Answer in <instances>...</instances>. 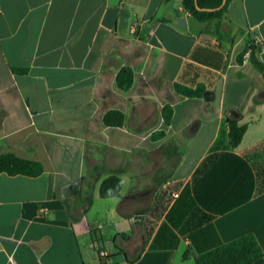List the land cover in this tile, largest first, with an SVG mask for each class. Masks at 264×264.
<instances>
[{"label":"crops","instance_id":"1","mask_svg":"<svg viewBox=\"0 0 264 264\" xmlns=\"http://www.w3.org/2000/svg\"><path fill=\"white\" fill-rule=\"evenodd\" d=\"M250 38L264 65V0H233L218 33L182 0H0V155L44 167L0 174V264H196L249 235L264 254L248 158L264 152V75L238 61ZM226 118L247 126L236 148ZM117 172L119 197L101 199Z\"/></svg>","mask_w":264,"mask_h":264},{"label":"trees","instance_id":"2","mask_svg":"<svg viewBox=\"0 0 264 264\" xmlns=\"http://www.w3.org/2000/svg\"><path fill=\"white\" fill-rule=\"evenodd\" d=\"M233 0H227L225 6L221 10H217L223 0H182L183 8L196 21L216 22V32L221 28V21L224 18L229 4ZM196 5L201 9H211L215 11H199ZM251 45L246 46L244 51L238 56V61L241 63L243 57L249 52L250 62L254 68L264 75V65L258 57V50L250 38ZM134 82V73L130 68H122L116 76V86L122 92L128 91ZM175 90L187 97L200 98L205 92L203 86H198L195 89L175 84ZM165 125L170 124L172 118V109L166 106L162 110ZM104 125L107 127H122L125 122V116L119 111H109L103 118ZM225 127L229 137V145L232 148L238 147L247 131L246 125H240L237 120L226 118ZM164 133L155 135L154 137L163 136ZM216 148L219 145L215 146ZM44 167L40 162L20 158L13 153H5L0 155V174L8 176H25L35 178L42 175ZM261 184V183H260ZM264 186L263 184H261ZM123 188L122 179L119 173H114L107 177L100 185L99 197L101 199L117 198ZM93 197H90L88 205L91 204ZM264 256L257 240L254 236L249 235L235 240L231 243L221 245L220 247L201 254L196 258V264H254Z\"/></svg>","mask_w":264,"mask_h":264},{"label":"rangeland","instance_id":"3","mask_svg":"<svg viewBox=\"0 0 264 264\" xmlns=\"http://www.w3.org/2000/svg\"><path fill=\"white\" fill-rule=\"evenodd\" d=\"M253 164L258 182L264 185V152L248 156ZM153 227V226H152Z\"/></svg>","mask_w":264,"mask_h":264},{"label":"water","instance_id":"4","mask_svg":"<svg viewBox=\"0 0 264 264\" xmlns=\"http://www.w3.org/2000/svg\"><path fill=\"white\" fill-rule=\"evenodd\" d=\"M227 0H223L221 6L219 8H217V10H221L225 4H226ZM197 9L199 11H215V10H211V9H201L196 5ZM179 27L182 29H186L187 28V24H186V18L185 17H180L179 18Z\"/></svg>","mask_w":264,"mask_h":264},{"label":"built area","instance_id":"5","mask_svg":"<svg viewBox=\"0 0 264 264\" xmlns=\"http://www.w3.org/2000/svg\"><path fill=\"white\" fill-rule=\"evenodd\" d=\"M131 31H132L133 34H136V29H135V27H133ZM99 256H100L101 258H104V257H106V254H105V252H101V251H100V252H99Z\"/></svg>","mask_w":264,"mask_h":264}]
</instances>
